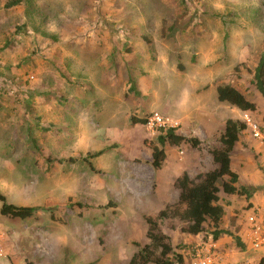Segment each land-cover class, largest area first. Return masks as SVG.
<instances>
[{
  "label": "rangeland",
  "instance_id": "obj_1",
  "mask_svg": "<svg viewBox=\"0 0 264 264\" xmlns=\"http://www.w3.org/2000/svg\"><path fill=\"white\" fill-rule=\"evenodd\" d=\"M8 1L0 0V193L37 211L26 220L0 214V264H129L144 249L150 262L176 263L186 244L213 241L208 225L191 235L170 218L160 225L172 248L164 254L145 216L178 200L180 174L218 168L211 151L222 148L228 119L264 126V99L250 83L264 53V0ZM226 84L257 110L219 102ZM152 112L200 146L166 145L155 169L151 144L169 127L133 122ZM230 156L247 193H221L220 227L233 235L217 242L232 262L258 263L264 145L247 128Z\"/></svg>",
  "mask_w": 264,
  "mask_h": 264
},
{
  "label": "trees",
  "instance_id": "obj_2",
  "mask_svg": "<svg viewBox=\"0 0 264 264\" xmlns=\"http://www.w3.org/2000/svg\"><path fill=\"white\" fill-rule=\"evenodd\" d=\"M23 0H10L5 5L6 8L21 5ZM20 33V32H19ZM251 87L264 99V53L261 55L251 80ZM217 98L221 103H228L243 112H254L257 110V104L249 100L239 89L233 85H220L217 88ZM134 123L146 125V118L134 119ZM247 129L245 123L228 119L225 123L224 133L220 137L222 148L213 149L211 154L214 161L219 165L218 168L199 173L192 179L186 172L180 174L174 181V187L179 190L178 200L159 211L157 214L145 216L146 223L149 226L148 237L156 246L164 249V254L172 250L166 242V237L160 232V225L164 220L178 218L185 225L181 231L191 235H200L206 231V225L210 229L213 241H217L224 234L233 235L232 232H226L220 227L224 216V207L220 204L221 193L226 195H245L246 188H239V175L232 169L231 153L239 142L241 134ZM190 144L193 147H199L201 141L198 138H188L176 132L175 128L161 129L157 136V144L152 143V165L155 169H160L166 159L165 146H181ZM86 161V159L84 160ZM93 168L92 164L89 163ZM0 214L2 216L14 219L26 220L32 218L37 209L31 206H17L8 203L5 195L0 193ZM237 238V245H244ZM149 252L142 250L135 254L129 264H142L149 261ZM158 263L169 264L171 261L157 260ZM93 264V263H90ZM258 264H264L262 256Z\"/></svg>",
  "mask_w": 264,
  "mask_h": 264
},
{
  "label": "built area",
  "instance_id": "obj_3",
  "mask_svg": "<svg viewBox=\"0 0 264 264\" xmlns=\"http://www.w3.org/2000/svg\"><path fill=\"white\" fill-rule=\"evenodd\" d=\"M147 119V124L149 127L157 128H177L179 123L171 120L168 117L163 116L159 112H152ZM243 123L246 124L248 130L251 132L254 139L258 140L262 145H264V126L251 120L248 115L243 119ZM248 221L251 224V231L249 234V239L252 241L254 247L260 245L261 240L259 237V226L256 219V214H251L248 216ZM232 250H223L217 241H210L205 243L204 241L192 242L186 244L184 248L178 254V261L176 263L169 264H236L229 259V254ZM142 264H164L158 262H145ZM242 264H258L253 263L248 259H245Z\"/></svg>",
  "mask_w": 264,
  "mask_h": 264
}]
</instances>
